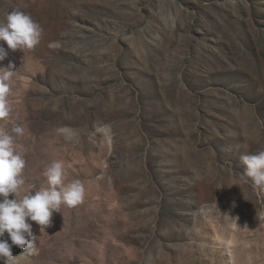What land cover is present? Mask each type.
<instances>
[{
  "label": "rangeland",
  "instance_id": "rangeland-1",
  "mask_svg": "<svg viewBox=\"0 0 264 264\" xmlns=\"http://www.w3.org/2000/svg\"><path fill=\"white\" fill-rule=\"evenodd\" d=\"M13 10L43 29L30 50L0 41V131L25 129L16 198L53 159L85 189L46 230L29 221L15 264H264L241 161L264 151V0H0V22Z\"/></svg>",
  "mask_w": 264,
  "mask_h": 264
},
{
  "label": "clouds",
  "instance_id": "clouds-1",
  "mask_svg": "<svg viewBox=\"0 0 264 264\" xmlns=\"http://www.w3.org/2000/svg\"><path fill=\"white\" fill-rule=\"evenodd\" d=\"M42 32L41 26L20 10L11 11L7 14L6 22H0V41L6 42L12 51L33 49L40 43ZM8 56L9 51L0 44V61ZM14 67L13 61L9 60V70L0 73V118L9 114L6 101L9 85L6 82L14 75ZM24 134L25 129L20 125H14L10 132L0 131V238L7 233L11 240L9 244L8 240L0 239V260L5 264H15L12 246L32 250L36 235L31 222L39 225L40 230H46L52 225L53 213L62 215V206L69 209L76 207L82 203L85 193L80 180L64 182V162L53 159L44 169L46 186L34 192L28 191L22 199L16 198L25 184L23 170L26 161L18 151L20 145L17 144V138ZM241 161L246 166L245 175L251 178L257 189L264 191V151L243 155Z\"/></svg>",
  "mask_w": 264,
  "mask_h": 264
}]
</instances>
